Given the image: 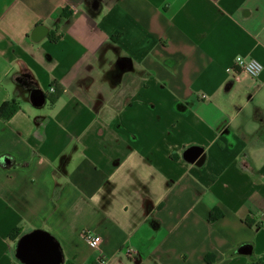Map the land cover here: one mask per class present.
Listing matches in <instances>:
<instances>
[{
    "label": "crops",
    "instance_id": "obj_1",
    "mask_svg": "<svg viewBox=\"0 0 264 264\" xmlns=\"http://www.w3.org/2000/svg\"><path fill=\"white\" fill-rule=\"evenodd\" d=\"M9 100L0 264H24L13 228L62 264L264 263V0H0Z\"/></svg>",
    "mask_w": 264,
    "mask_h": 264
},
{
    "label": "water",
    "instance_id": "obj_2",
    "mask_svg": "<svg viewBox=\"0 0 264 264\" xmlns=\"http://www.w3.org/2000/svg\"><path fill=\"white\" fill-rule=\"evenodd\" d=\"M44 101V95H37L33 104L38 105ZM204 156L197 151L192 153L189 160L196 164L203 162ZM16 255L25 264H62L63 256L58 244L52 236L43 230L31 231L22 236L16 244Z\"/></svg>",
    "mask_w": 264,
    "mask_h": 264
},
{
    "label": "built area",
    "instance_id": "obj_3",
    "mask_svg": "<svg viewBox=\"0 0 264 264\" xmlns=\"http://www.w3.org/2000/svg\"><path fill=\"white\" fill-rule=\"evenodd\" d=\"M234 65L250 77H257L262 70V64L255 58L237 56L234 60ZM48 91L53 92L54 87L50 86ZM81 236L92 249H97L101 243V236L90 228L83 229L81 231ZM133 253V249H127L128 256H132ZM92 264H106V260L101 256H96Z\"/></svg>",
    "mask_w": 264,
    "mask_h": 264
},
{
    "label": "trees",
    "instance_id": "obj_4",
    "mask_svg": "<svg viewBox=\"0 0 264 264\" xmlns=\"http://www.w3.org/2000/svg\"><path fill=\"white\" fill-rule=\"evenodd\" d=\"M68 15V12L66 10H63V12L61 13V17H66ZM50 38L52 40H54V38H52L50 36ZM61 88H57L54 89L53 93L48 97L51 101H54L60 94H61ZM19 109V105L16 101L14 100H9L6 101L5 103H3V105L0 107V118L2 120H8L17 110ZM218 211H212L211 212V216L210 219L214 220L215 218H217L219 216V213H217ZM247 224L252 225V221L251 220H247L246 221ZM35 231V230H34ZM20 229L19 228H13L9 234H8V239L12 240L15 242V251H16V244L18 242V240L24 236V235H20ZM52 239L58 244L57 240L52 236ZM58 248L62 254L61 251V247L58 244ZM63 256V254H62ZM17 258L19 260H21L18 256ZM22 261V260H21ZM205 261L207 262V264H215V259H214V255L209 253L205 256ZM23 262V261H22ZM24 263V262H23ZM25 264V263H24ZM252 264H261L259 262H252ZM264 264V263H263Z\"/></svg>",
    "mask_w": 264,
    "mask_h": 264
}]
</instances>
